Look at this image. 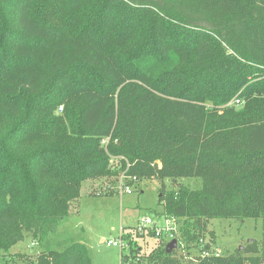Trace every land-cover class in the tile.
I'll use <instances>...</instances> for the list:
<instances>
[{
	"label": "trees",
	"instance_id": "obj_1",
	"mask_svg": "<svg viewBox=\"0 0 264 264\" xmlns=\"http://www.w3.org/2000/svg\"><path fill=\"white\" fill-rule=\"evenodd\" d=\"M122 172L201 179L160 195L177 248L123 264H264V0H0V251ZM210 218H259L262 237L216 255ZM14 257L91 264L79 241Z\"/></svg>",
	"mask_w": 264,
	"mask_h": 264
},
{
	"label": "rangeland",
	"instance_id": "obj_2",
	"mask_svg": "<svg viewBox=\"0 0 264 264\" xmlns=\"http://www.w3.org/2000/svg\"><path fill=\"white\" fill-rule=\"evenodd\" d=\"M118 183L119 177L84 182L80 198L74 202L68 216L52 234L46 236L39 244H31V237L25 236L10 249V252L0 251V264H10V258L16 254L31 256L40 249H62L74 241L86 245L91 264H123L121 257L123 259L125 256L128 259L138 255L142 258L162 241L169 239L164 234L153 237L154 234H150L153 229L140 234L139 220L148 217L159 226L164 225L168 217L164 216L163 205L159 202L161 193L176 190L180 185L186 188H199L201 179L197 177H180L175 180L144 179L130 183L132 192L124 193L122 196L118 193ZM180 223L182 224V221ZM180 223L175 219L174 225L178 227L173 232L172 239H176L177 245ZM121 227L123 248L106 245L108 239L118 237ZM202 234L200 245L207 243L209 252L227 254L250 240L261 239L262 221L259 218H210L205 222ZM190 251L191 255H196V249L191 248ZM3 253L8 260L3 258ZM15 261L16 264H21L18 258ZM139 263H142V259Z\"/></svg>",
	"mask_w": 264,
	"mask_h": 264
},
{
	"label": "built area",
	"instance_id": "obj_3",
	"mask_svg": "<svg viewBox=\"0 0 264 264\" xmlns=\"http://www.w3.org/2000/svg\"><path fill=\"white\" fill-rule=\"evenodd\" d=\"M128 166V165H127ZM125 172V171H124ZM124 172L121 173L119 176V183H118V193L120 196H122L124 193H131L132 192V186L130 183L127 182V178L124 176ZM132 182H137L135 177L131 178ZM175 218L168 217L164 221V225L159 226L157 223L152 222L150 218L143 217L139 220L138 223V229L140 234H144L148 232V229H153L155 236H160L161 234H164L165 237L169 239V241L174 238V231L177 229V225H174ZM122 227L120 228L119 235L117 238L108 239L106 241V245L108 246H115L119 248H123V238H122ZM208 252L205 250L200 251V254L206 255ZM214 253V252H213ZM218 254V253H214Z\"/></svg>",
	"mask_w": 264,
	"mask_h": 264
},
{
	"label": "water",
	"instance_id": "obj_4",
	"mask_svg": "<svg viewBox=\"0 0 264 264\" xmlns=\"http://www.w3.org/2000/svg\"><path fill=\"white\" fill-rule=\"evenodd\" d=\"M177 246V241L176 239H171L166 243L165 249L167 252H170L173 248Z\"/></svg>",
	"mask_w": 264,
	"mask_h": 264
},
{
	"label": "crops",
	"instance_id": "obj_5",
	"mask_svg": "<svg viewBox=\"0 0 264 264\" xmlns=\"http://www.w3.org/2000/svg\"><path fill=\"white\" fill-rule=\"evenodd\" d=\"M112 239V238H111Z\"/></svg>",
	"mask_w": 264,
	"mask_h": 264
}]
</instances>
